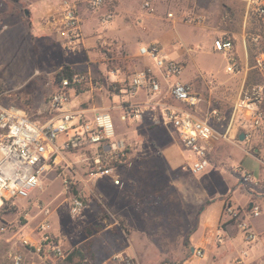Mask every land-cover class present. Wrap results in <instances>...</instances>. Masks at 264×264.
<instances>
[{"label": "rangeland", "instance_id": "obj_1", "mask_svg": "<svg viewBox=\"0 0 264 264\" xmlns=\"http://www.w3.org/2000/svg\"><path fill=\"white\" fill-rule=\"evenodd\" d=\"M39 1L36 6L32 0H0V90L9 93L3 102L23 108L34 121L46 122L51 118L46 102L57 88L56 75L70 66L74 73L93 79V84L84 83L83 92H72L74 106L88 115L112 114L117 136L130 144L131 164L121 173L123 185L115 186L109 177H88L86 149H61L28 198L0 208V225L5 227L0 229V264H16L15 255L21 256L20 264H57L75 248L93 254L94 264H172L190 255L183 264H230L246 248L239 226L244 221L258 237L250 245V251L257 250L241 264L254 254L257 260L250 264L264 259V122L253 126L241 103L250 86L264 85V71L254 66L264 45L247 42L248 32L262 34L264 42V28L247 0H105L100 8L90 7L89 0ZM67 2L75 5L82 25L81 40L72 45L57 32ZM106 14L112 15L109 22L104 21ZM210 36L212 41L232 40L236 70L228 72L225 54L209 49ZM242 36L246 48L241 53L235 47ZM150 42H160L168 58L183 64L181 80L203 98L197 114L203 118L217 110L221 120L212 119L211 124L228 132L227 139L215 142L218 154H209L211 164L198 175L181 168L190 155L172 128L154 123L147 112L121 119L127 104L146 99L143 92L132 95L129 84L135 71L153 65L138 51ZM71 132L61 134L56 144ZM165 148L173 158L164 157ZM243 166L254 182L243 180ZM249 183L259 189L246 191L243 186ZM74 196L86 202L78 215L70 210ZM214 198L226 202L218 222L228 230L223 246L228 249L236 238L237 247L218 260L203 244L194 243L205 250L204 257L191 252V235ZM251 203L259 207V216H250ZM220 204L217 200L210 206L213 217ZM227 205L238 214L227 216ZM207 234L197 232L195 238L206 240ZM55 245L64 256H55Z\"/></svg>", "mask_w": 264, "mask_h": 264}, {"label": "built area", "instance_id": "obj_2", "mask_svg": "<svg viewBox=\"0 0 264 264\" xmlns=\"http://www.w3.org/2000/svg\"><path fill=\"white\" fill-rule=\"evenodd\" d=\"M104 3L105 0L88 1L92 8H100ZM247 6L257 15L264 28V0H247ZM111 17V14H107L104 21H109ZM57 28L59 36L68 44L80 41V18L75 7L68 6L63 10ZM251 40L257 47L264 45L262 34H252ZM213 48L225 54L228 72L237 69L238 59L231 39L216 38ZM139 56L151 60L153 67L161 72L162 78L150 65L135 71L130 78V92L136 95L145 91L146 99L141 103L127 104L121 119L127 121L142 117L147 112L154 123L172 128L183 149L189 153L190 158L181 168L192 175L204 172L210 165L208 156L215 142L228 137L227 131L220 132L211 124L212 119L221 120L219 112L212 110L205 118L197 117L203 98L191 83L181 80L183 64L175 58H168L161 44L150 42L141 45ZM254 66L264 71V50L256 55ZM84 83L93 84V79L78 73L62 77L57 82L56 90L47 98L45 110L51 114V118L43 123L32 120L21 107L4 104L3 100L9 93L0 90V208L5 202L28 198L41 184L43 173L51 165V158L61 149H86L89 178L109 177L115 186L123 185L121 173L131 164L130 144L117 136L110 112L97 111L88 115L87 110L74 106L72 91L75 86ZM171 101L180 103L182 107ZM241 103L251 124L260 127L264 122V85L257 83L250 86ZM69 132L71 134L68 138L57 145L58 137ZM56 159L57 156L54 161ZM242 176L243 180L254 182L250 172L244 170ZM85 207L86 202L81 196L73 197L70 204L73 215L80 214ZM250 212V216H259L261 213L258 206H253ZM225 214L233 217L238 212L227 205ZM239 226L244 232L246 248L241 258L233 264H241L250 256V245L258 237L247 222ZM46 228L47 223L42 224V229ZM0 229L5 230V227L0 225ZM226 234L219 229L216 241L224 243ZM53 249L56 257L64 256L60 246L55 245ZM193 254L201 258L205 255L200 247L194 248ZM14 260L20 264L21 256L15 255ZM258 264H264V259Z\"/></svg>", "mask_w": 264, "mask_h": 264}, {"label": "crops", "instance_id": "obj_3", "mask_svg": "<svg viewBox=\"0 0 264 264\" xmlns=\"http://www.w3.org/2000/svg\"><path fill=\"white\" fill-rule=\"evenodd\" d=\"M40 1L39 0H32V2L31 3H33L34 5H36V6H38V3H39ZM48 3V1L46 0V4ZM68 6H73V7H75V5H70L68 2H67V5L64 7V9L66 8V7H68ZM76 9V8H75ZM77 10V9H76ZM26 13H28V10H26L25 11ZM78 12V11H77ZM107 15V14H106ZM79 18H80V15H79ZM88 20H89V18H88ZM87 21V20H86ZM110 21V20H109ZM109 21H107V22H109ZM57 22H59V20H57ZM85 24V23H84ZM83 24V28H84V30L85 31H89V30H86V26ZM80 25H81V18H80ZM92 29V28H91ZM81 34H82V25H81ZM216 38H219V37H216ZM216 38H214V39H216ZM214 39H213V41H214ZM80 40H81V38H80ZM213 41H212V38H211V36H210V38L208 37V44H209V49L212 51V52H216V53H221V52H217V51H215L214 50V48H213ZM160 43V42H159ZM143 45V44H142ZM244 48H246V41H245V36H242V38H241V40H237V43H236V47H235V49H236V51L237 52H244ZM139 51V50H138ZM152 67H153V65H152ZM153 69H154V67H153ZM155 70V69H154ZM156 71V70H155ZM154 71V72H155ZM156 73V72H155ZM157 74V73H156ZM184 79H186V77H184ZM184 81V80H183ZM73 92V91H72ZM142 92H143V95L146 97V92L145 91H140L137 95H139L140 93L142 94ZM136 95V96H137ZM134 98V97H133ZM5 100V99H4ZM173 104H175L176 106H180V107H182V105L180 104V103H178V102H174V101H171ZM4 103V102H3ZM5 104V103H4ZM7 104V103H6ZM197 117H199V118H201V115H198L197 114ZM203 118H205V116L203 117ZM174 132V131H173ZM174 134L177 136V134L174 132ZM170 147V146H169ZM169 147H167V148H169ZM167 148H165V150H164V157L165 158H173V156H174V154L172 153V152H168V149ZM220 150H221V148H220ZM218 151H219V148H217V145L216 144H214L213 145V148H212V150H211V152H210V154H213L214 153V155L216 154H218ZM246 155V154H245ZM168 156V157H167ZM246 157H249V156H247L246 155ZM244 160H242V162H243ZM211 164V163H210ZM243 164V163H242ZM244 167V166H243ZM245 168V167H244ZM259 168V167H258ZM243 170H248V169H243ZM249 171V170H248ZM251 172V171H250ZM257 174H259V172L257 173ZM256 174V175H257ZM255 175V174H254ZM255 175V176H256ZM234 190H236V189H234ZM208 199H210V198H208ZM231 199V201L233 202V200H232V197L230 198ZM217 200H220L221 201V204H220V207H219V209H218V214H217V217H213V215L212 214H210L209 213V208H210V206L211 205H213V203L215 202V201H217ZM226 202H224L221 198H214L213 200H210V202H208V207H206L205 209H204V211H203V213H202V215H201V217H200V223H199V226H198V228L194 231V233L191 235L192 236V243H191V252H192V254H193V250H194V248H199V247H196V246H198V245H200V244H203V246H208L209 248H210V251H211V255H212V259L213 260H215L216 258V260H218V258L219 257H222L223 255H224V253H226L228 250H229V248H230V250H233V251H236L237 250V247H235L236 246V238L235 239H233L231 242H232V246L231 247H229L228 249H227V247H226V245H224L223 246V244L225 243H218L217 241H215L214 240V237H215V233L216 232H218V230L219 229H222V230H224L226 233L228 232V230L226 229V228H221V227H219L218 226V222H219V220L222 218V214H223V210H224V207H225V204ZM207 209H208V211H207ZM249 209V208H248ZM226 221V220H225ZM253 228V227H252ZM207 231H208V238L206 239V240H204V239H200L199 237H197V238H195V233H197V232H200L201 234H205L206 235V233H207ZM264 232V231H263ZM262 232V233H263ZM202 235V236H203ZM262 241V240H261ZM194 243H197L198 245H194ZM195 246V247H194ZM260 246V245H259ZM201 248V247H200ZM252 250H257V249H255V247L254 248H252ZM251 250V251H252ZM205 251V250H204ZM250 251V252H251ZM240 254H241V252H240ZM239 254V255H240ZM238 255V256H239ZM191 256V255H190ZM189 256V257H190ZM218 256V257H217ZM238 256H236L232 261H231V263L230 264H233V262H234V260H236L237 258H238ZM188 257V258H189ZM257 254H254L253 256H252V258L250 259V260H247L246 262H244L245 264H250L253 260H257ZM187 258V259H188ZM187 259H185V261L187 260ZM261 260H263V259H261ZM260 260V261H261ZM184 261V262H185ZM183 262V263H184Z\"/></svg>", "mask_w": 264, "mask_h": 264}, {"label": "trees", "instance_id": "obj_4", "mask_svg": "<svg viewBox=\"0 0 264 264\" xmlns=\"http://www.w3.org/2000/svg\"><path fill=\"white\" fill-rule=\"evenodd\" d=\"M253 33L248 32L247 36V42L250 45L256 46L252 40L251 35ZM74 74V71L71 69L70 66H65L62 68L60 72L56 75V81L59 82L62 77H71ZM248 85V84H246ZM84 84H80L75 86L74 92L79 94L83 92L84 90ZM244 189L248 192H255L256 189H259V186L257 184L249 183L248 185L243 186ZM8 203V202H6ZM87 251H84L80 248H75L68 252L62 260H60L57 264H94V256L93 254L89 253L88 255ZM172 264H183V262L179 263H172Z\"/></svg>", "mask_w": 264, "mask_h": 264}, {"label": "water", "instance_id": "obj_5", "mask_svg": "<svg viewBox=\"0 0 264 264\" xmlns=\"http://www.w3.org/2000/svg\"><path fill=\"white\" fill-rule=\"evenodd\" d=\"M244 138H245V134L241 133L240 134V139L243 140ZM252 207H253V203L250 204L249 209H252Z\"/></svg>", "mask_w": 264, "mask_h": 264}]
</instances>
